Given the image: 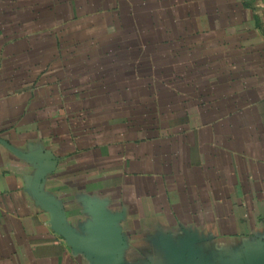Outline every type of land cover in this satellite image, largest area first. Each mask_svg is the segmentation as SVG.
Wrapping results in <instances>:
<instances>
[{"label":"crops","instance_id":"0c3cea01","mask_svg":"<svg viewBox=\"0 0 264 264\" xmlns=\"http://www.w3.org/2000/svg\"><path fill=\"white\" fill-rule=\"evenodd\" d=\"M244 2L253 12L254 39L264 46V0ZM39 4L0 0V264H96L92 256L73 251L55 231L53 215L38 191L58 205L66 225L85 238L94 222L93 207L105 204L114 211V186H120L125 172L142 167H179L182 182L192 179L195 193L179 189V220L189 222L190 209L183 204L191 196L195 225L187 223L186 237L202 240L198 248L210 244L205 238L216 237L218 229V236L245 237L246 248L261 246L262 241L249 238L264 236V224L255 233L241 229L247 206L264 220V70L252 79L255 86L240 80L236 93L208 104L205 123L182 114L179 132L166 134L171 147L179 141V152L168 151L175 164L157 165L153 157L161 149L153 150V142L139 145L149 148L136 154L134 144L102 138L100 129L89 127L87 99L77 90L74 97L84 107L73 113L71 70L66 55L61 60L57 53L55 23L41 22ZM121 148L135 157L126 155L121 161ZM41 168L42 178L35 184ZM101 192L105 196H99ZM154 207H149L153 214ZM194 227H205L207 233ZM232 229L238 230L228 232ZM236 243L218 241L217 248L225 253Z\"/></svg>","mask_w":264,"mask_h":264},{"label":"rangeland","instance_id":"374dc122","mask_svg":"<svg viewBox=\"0 0 264 264\" xmlns=\"http://www.w3.org/2000/svg\"><path fill=\"white\" fill-rule=\"evenodd\" d=\"M39 3L40 20L54 21L59 42L57 53L61 54V60L66 55V68L71 70L73 113L81 105L84 107L74 97L77 90L87 99L89 127L100 129L102 138L113 136L121 145L134 144L136 154L149 148L144 146L142 150L139 145L153 142L150 143L153 150L161 149V154L153 157L157 165L175 164L168 151L175 148L179 152V141L171 147L173 142L166 141V134L179 132L182 114L195 115L205 123L208 104L236 93L240 80L255 86L252 79L264 70V46L254 39L257 34L253 12L244 6V0H39ZM221 113L217 112V116ZM120 154L121 161L127 156L135 157L123 148ZM177 160L179 163V157ZM147 168L125 172L120 186L112 190L115 202L118 201L116 209L111 211L102 204L99 208L107 215L97 214L109 219L118 216L122 237L115 234V239L126 241L127 263L149 264L150 260L154 264H167L169 258V264H182L186 256L192 260L190 264L259 263V256L264 255V236L255 239L252 235L249 239L262 241V245L257 247L255 243L246 248L245 237L218 236L217 231L221 232L218 229L216 237L204 234L202 239L206 237L210 244L198 248L202 240L193 235L186 237L187 223L195 225L191 216L196 206L190 201L191 196L183 204L190 209L186 220L189 222L179 220V189L187 195L195 193L192 179L184 178L189 182H182L179 167H164L166 170L160 171ZM102 194L98 195L105 196ZM153 205L154 214L149 210ZM249 208H245L248 218L242 222L241 231L263 230L264 220L256 218ZM235 225L240 226L239 222ZM193 229L207 233L205 227ZM238 229L228 232L235 233ZM218 241H237L240 245L236 243V248L221 253ZM128 250L135 252L136 257Z\"/></svg>","mask_w":264,"mask_h":264},{"label":"water","instance_id":"95a60500","mask_svg":"<svg viewBox=\"0 0 264 264\" xmlns=\"http://www.w3.org/2000/svg\"><path fill=\"white\" fill-rule=\"evenodd\" d=\"M43 168H41L35 177V184L39 183L42 178ZM38 197L40 201L46 206L54 218L55 231L64 238L68 244L72 247L73 251L88 254L96 260V264H125L124 258V246L125 241L115 239V234L120 236L121 232L118 228V216H111L112 219L99 217L97 214L104 213L101 205L94 206L90 214L93 217V225L89 228V236L82 238L73 229H70L64 220L63 213L58 205L46 198L40 191H38ZM264 250V249H263ZM178 249L176 251V257L179 256ZM185 255V252H183ZM173 256V255H172ZM184 258V256H183ZM186 258V259H185ZM181 263L190 264L192 260H189L186 256ZM187 262L185 263V261ZM259 263H246L245 264H264V255L259 256ZM179 262V261H178Z\"/></svg>","mask_w":264,"mask_h":264},{"label":"flooded vegetation","instance_id":"af4514ba","mask_svg":"<svg viewBox=\"0 0 264 264\" xmlns=\"http://www.w3.org/2000/svg\"><path fill=\"white\" fill-rule=\"evenodd\" d=\"M125 242H126V241H125ZM127 246H128V245H127ZM126 249H127V248H124V253H125V250H126ZM128 249H129V248H128ZM177 249H179V248H177ZM124 253H123V254H124ZM128 253L131 254V256H133L134 258L136 257L135 252H131V253H130L129 250H128ZM139 255H140V254H139ZM123 256H124L123 259L125 260V259H126V258H125V257H126L125 254H124ZM140 259H141V258H139V260H140ZM171 259H173V258H171ZM126 261H127V260L124 261L125 264H129V263H127ZM162 261H164V260H162ZM166 261H167L166 263L169 264V263H168V262H170L169 258L166 259ZM148 263H149V264H154V263H152V261H150V260L148 261Z\"/></svg>","mask_w":264,"mask_h":264}]
</instances>
